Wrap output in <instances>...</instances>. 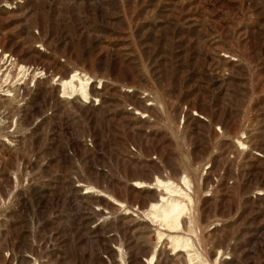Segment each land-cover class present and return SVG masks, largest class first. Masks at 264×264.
I'll return each instance as SVG.
<instances>
[{
    "label": "rangeland",
    "instance_id": "obj_1",
    "mask_svg": "<svg viewBox=\"0 0 264 264\" xmlns=\"http://www.w3.org/2000/svg\"><path fill=\"white\" fill-rule=\"evenodd\" d=\"M0 264H264V0H0Z\"/></svg>",
    "mask_w": 264,
    "mask_h": 264
},
{
    "label": "bare ground",
    "instance_id": "obj_2",
    "mask_svg": "<svg viewBox=\"0 0 264 264\" xmlns=\"http://www.w3.org/2000/svg\"><path fill=\"white\" fill-rule=\"evenodd\" d=\"M180 206H181V204H180ZM152 209L155 211L154 212L155 218L160 223L166 225L170 230L174 231V230H177L181 227L179 224V221H180L179 208H178L177 204L175 202H173V200L166 202L165 206L164 205H161L159 207L153 206ZM180 237L181 236H173V240L177 246H180V244H183L181 242H185V243L188 242V241H186ZM183 245H182L183 247L187 246V244H183Z\"/></svg>",
    "mask_w": 264,
    "mask_h": 264
}]
</instances>
